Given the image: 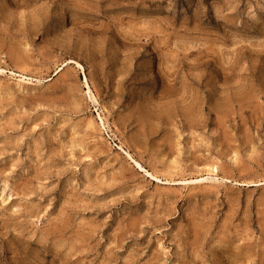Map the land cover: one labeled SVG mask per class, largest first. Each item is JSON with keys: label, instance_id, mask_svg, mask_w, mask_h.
<instances>
[{"label": "rangeland", "instance_id": "obj_1", "mask_svg": "<svg viewBox=\"0 0 264 264\" xmlns=\"http://www.w3.org/2000/svg\"><path fill=\"white\" fill-rule=\"evenodd\" d=\"M0 264H264V0H0Z\"/></svg>", "mask_w": 264, "mask_h": 264}, {"label": "bare ground", "instance_id": "obj_2", "mask_svg": "<svg viewBox=\"0 0 264 264\" xmlns=\"http://www.w3.org/2000/svg\"><path fill=\"white\" fill-rule=\"evenodd\" d=\"M71 62H73V63H77V62H74V61H71ZM78 66H80V65H78ZM135 164H136V166H137L139 169L143 170V168H142V166H141L140 164H138L137 162H135ZM153 178H154V177H153Z\"/></svg>", "mask_w": 264, "mask_h": 264}]
</instances>
